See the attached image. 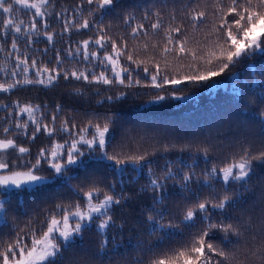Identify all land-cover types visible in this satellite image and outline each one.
Wrapping results in <instances>:
<instances>
[{
    "label": "trees",
    "instance_id": "16d2710c",
    "mask_svg": "<svg viewBox=\"0 0 264 264\" xmlns=\"http://www.w3.org/2000/svg\"><path fill=\"white\" fill-rule=\"evenodd\" d=\"M213 4L214 0H115L113 7L95 11V6L87 5L86 0H50L44 9L46 16L36 19L40 21V33H53L52 42H48L42 34L32 32H9L7 37L0 34V47L3 48L0 51V83H11L17 79L23 81L25 76L36 79V69L24 73V65H20L19 69L15 67L16 58L25 56L29 60H36L38 64L58 68L62 74L65 70H78L91 77L104 71L115 81L110 66L105 69L99 63L106 52H111L110 44L102 49L94 42L90 43V51L99 53L97 59L85 61L82 52L76 54L77 47L84 40L94 41L98 37L101 25L108 37L121 44L126 42L127 53L141 62L137 66L130 63L126 55L120 57L121 65L131 71V86L128 80L124 84L114 82L105 85L73 78L64 79L63 76L47 85L45 76L42 77L45 84L22 83L9 92H0V105H7L6 108L0 107V138L9 135L30 150L23 156L9 150L8 153H0V160L10 162L16 170H24L25 165L29 161L34 162L42 149H50L54 144L66 140L71 142L69 133L60 131L51 137L41 132L36 135V139H31L35 125L27 114H20L17 107L30 104L40 106L35 119L43 123H48L57 106H60L61 111L56 113L58 119L55 127L59 129L61 122L68 120L77 125L73 133L87 126L89 121L96 122L99 119L102 122L105 116H110L109 153L119 152L125 156L144 154L147 165L142 172L134 171L133 166L128 165V171L121 175L110 161L91 160V167L87 170L73 167L70 175L76 179L72 180L71 187L60 181L49 180L41 186H34L32 190L0 188V202L4 203L7 210V223H0V241L10 240L18 229L27 231L28 226L36 227L55 204L74 201L76 197L71 188L79 185L87 187L92 180H103L105 184L116 185V195L125 196L121 205L112 209L115 227L109 229L105 236L92 226L83 234L82 239H77L70 251L64 253L63 264H133L140 257L144 259V264H149L152 254L147 250L159 240V235H149L146 223V216L153 207L151 193L142 191L149 180V166L157 175L162 174L171 164L173 170L187 171L191 168L199 176L214 164L220 166L244 147H250L254 153L264 150V117L261 116L264 101L257 99L264 95V89L254 83L264 80V76L258 74L264 70V57L245 62L248 67L240 64L200 84L189 83L187 80L175 87L163 84L165 76L183 79L192 75L200 64L199 61H193L190 52L196 51L198 55L203 53L205 36L212 23ZM194 5H199L208 14L207 23L197 29L192 28L185 16L186 10ZM14 7L16 10L12 18L23 20L22 28H27L33 19L34 10L23 9L18 5ZM90 10L92 15L88 14ZM157 12L160 13L159 17L155 15ZM173 14L175 20L172 19ZM5 18V14L0 13V28ZM84 19L90 23L88 29L77 30L72 27V24ZM158 19L161 28L154 30L151 25ZM45 22L49 25L47 29L43 27ZM66 22H70L68 31H64ZM141 25L137 36L133 37L132 30ZM170 25L181 27L182 38L188 41V53H163L165 30ZM172 35L176 36L175 33ZM13 36L18 51L11 48ZM121 50L124 51L123 48ZM70 51L72 55H69ZM57 55L60 64L56 63ZM156 64L160 66L157 77V83L162 85L160 87H154L151 79ZM145 67L148 68L147 73L144 72ZM12 71L17 72L15 77L11 75ZM122 75L128 76L129 73ZM157 96L166 98L157 100ZM17 121L28 124L27 135H10L21 132V129L15 127ZM5 127H9L8 134L3 132ZM205 148L208 149L207 159L203 152ZM253 163L254 172L248 190L238 188L242 200L226 212V216L231 217L233 222L243 225L242 236L230 237L232 241L239 239V244L227 243L226 249L237 252L242 264H261L251 253L256 247L264 249V165ZM48 171L45 162L42 173L47 174ZM192 189L193 194L201 197L210 192L207 187L195 182ZM166 195L168 199L164 207L179 219L181 209L190 202L185 199L188 194L181 193L178 185L169 182ZM157 210H160L159 207ZM201 227L197 222L194 228H181L173 237L171 246L190 239ZM223 235L216 233L214 241L220 243ZM112 236H117L116 244L109 243L107 251L101 252L102 240H111Z\"/></svg>",
    "mask_w": 264,
    "mask_h": 264
},
{
    "label": "snow or ice",
    "instance_id": "6c2138e0",
    "mask_svg": "<svg viewBox=\"0 0 264 264\" xmlns=\"http://www.w3.org/2000/svg\"><path fill=\"white\" fill-rule=\"evenodd\" d=\"M87 5H94L95 11L109 9L114 6L115 0H86ZM50 4V0H0V13L5 14L2 21L0 34L7 37L9 32L20 34L24 32L42 34L48 42L54 40L53 33L45 31L39 32L38 25L40 21L36 18L46 16L44 9ZM23 9H32L33 19L27 28H22L23 20L13 19L12 14L16 10L14 6ZM83 7V5H80ZM89 15H92L90 10ZM157 17L160 13H155ZM185 16L189 19L192 28L197 29L204 26L208 20V14L201 10L199 5L192 6L186 10ZM173 14L172 19L175 20ZM69 23L64 24V31L69 30ZM43 27L47 29L49 25L45 22ZM72 27L79 29H88L90 23L87 19L72 24ZM152 29L161 28L159 19L151 25ZM141 26L134 28L131 35L137 36ZM172 33L176 36L173 37ZM29 42L31 36H28ZM165 45L163 53L179 52L188 53L186 47L188 41L182 38L180 26H169L165 30ZM95 43L104 49L110 44L111 52L105 53L103 59L99 61L105 69L110 66V71L115 77V81L109 78L104 71L91 77L84 71H68L62 74L58 68L38 64L36 60H29L25 57H17L16 69L24 65L22 71L28 73L30 69H36V79H29L25 76L23 81L17 79L11 83H0V92L6 93L16 88L22 83L27 84H45L46 76L47 85H51L58 77L64 79L73 78L84 80L88 83H102L111 85L114 82L124 84L126 80L131 86V71L128 67L121 65L120 57L126 55L130 63L137 66L141 63L128 54L127 43H119L107 36L105 28L101 25L99 35L94 41L84 40L81 46L77 47L76 54L82 52L83 60L89 61L97 59L99 53L90 51V43ZM172 45V47H168ZM147 47V46H145ZM155 47V45H154ZM11 48L17 50V41L15 36L12 37ZM124 49V51L121 50ZM0 51L3 48L0 47ZM47 51V49L45 50ZM73 53L70 51L69 55ZM11 55V53H9ZM190 55L193 61H199L194 73L183 79L163 78V84H170L173 87L180 85L185 80L189 83L200 84L207 82L214 77L221 76L226 71L245 64L247 61L255 60L257 57H264V0H214L212 23L209 26L205 36L203 53L191 51ZM56 63L60 64L61 60L57 55ZM201 64L203 67H201ZM129 73L123 76V73ZM148 72V68H144ZM160 73L159 64L155 65V74L151 76L153 86L160 87L157 83V77ZM264 76V70L258 73ZM11 75L15 77L16 71ZM139 83V81H136ZM264 89V80L254 81ZM251 93L252 89L249 87ZM165 96H157V100H164ZM179 98V97H177ZM107 99L111 100L112 97ZM264 101V95L257 97ZM7 107V105H0ZM20 114H27L28 119L35 127L31 133V139H36L38 133H46L53 136L57 131L69 133L71 142L67 140L64 143H56L50 149H42L35 161H29L24 170H16L10 162L0 160V188H15L19 190H32L34 186H41L46 181H60L71 187V182L76 177L70 175L73 167L87 170L91 165L89 161L100 160L110 161L115 171L120 173L128 171V165L133 166V170L143 171L146 165V156L123 155L119 152L109 153L108 136L112 124L110 116H105L101 122L89 121L87 126L80 127L73 133L77 125L70 123L68 120L61 122L59 129L55 127L60 112V106H57L48 123L35 119V113L40 106L26 104L19 106ZM261 116L264 117V109L261 110ZM20 133H11L10 135H27L28 124L17 121L15 124ZM3 132L8 134L9 127L3 128ZM78 137V138H74ZM67 145V147H65ZM9 150L21 154L29 153V148L18 143L17 140L10 138L9 135L0 138V153H8ZM204 157L207 159L208 149L203 150ZM47 163V174L42 173L43 164ZM264 165V150L254 153L250 147H244L242 151L234 154L230 159H226L220 166L213 165L210 169H205L201 175H197L194 170L189 168L184 170H173L169 164L162 174L157 175L153 169L148 167L149 180L142 188L151 193L153 207L146 216L149 235H159L156 245L149 248L151 258L149 264H242L238 259V253L227 249V243L239 244V239L232 241L231 236L239 238L243 235L239 222H233L231 217L226 216L229 208H235L242 196L238 193V188L248 190V184L254 172V163ZM172 182L178 185L181 193H187L185 204L179 213V219L172 215L164 207L168 199L166 195L168 184ZM207 187L209 195L201 197L199 194H193V183ZM217 183L219 187H217ZM115 184H105L103 180H92L89 185H79L71 188L76 199L67 203H57L49 210L42 221L36 227L28 226L27 231L18 229L15 236L8 241H0V264H63L64 253L70 251L77 243V239L83 237V234L95 226L101 234H107L109 229L115 227L112 209L121 205L125 200L124 195H116L114 192ZM159 207L160 210H157ZM7 210L4 203L0 202V223H7ZM213 217H219L213 219ZM199 222L202 227L191 238L171 246V242L176 233L181 229H191ZM121 229L123 225L120 226ZM216 233H223L220 243L214 241ZM119 235V234H118ZM255 239V237H254ZM117 236H112L111 240L105 238L101 242V252L108 249L109 243L115 245ZM99 255V253H97ZM251 255L261 264H264V249L256 247ZM133 264H144L142 257L136 258Z\"/></svg>",
    "mask_w": 264,
    "mask_h": 264
}]
</instances>
